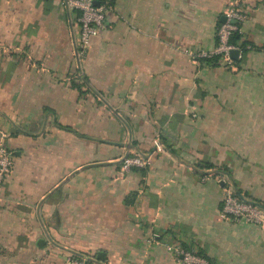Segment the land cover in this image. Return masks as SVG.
I'll return each mask as SVG.
<instances>
[{
	"label": "crops",
	"instance_id": "1",
	"mask_svg": "<svg viewBox=\"0 0 264 264\" xmlns=\"http://www.w3.org/2000/svg\"><path fill=\"white\" fill-rule=\"evenodd\" d=\"M231 1L111 0L80 55L60 0H0V264H178L188 247L264 264V227L220 212L224 184L264 209V0H238L233 67L184 52L213 48ZM134 152L148 165L122 173Z\"/></svg>",
	"mask_w": 264,
	"mask_h": 264
},
{
	"label": "built area",
	"instance_id": "2",
	"mask_svg": "<svg viewBox=\"0 0 264 264\" xmlns=\"http://www.w3.org/2000/svg\"><path fill=\"white\" fill-rule=\"evenodd\" d=\"M69 10L76 13L79 24L77 52L84 53L89 40L102 27H104L106 15L112 9L111 0H60ZM98 1V4H94ZM225 20L220 23L215 31V45L211 50H198L191 53L188 49L184 52L195 59H211L217 57L218 64L231 68L234 59L231 57L232 50H238V59L241 57V50L231 42L234 34L241 33V25L246 15L239 9L238 0H232L224 10ZM249 49V46H246ZM5 133L0 132V183L4 181L9 173L12 163V151L7 148L4 142ZM154 149L162 150L158 139L152 141ZM148 165V160L140 153L134 152L124 157L121 162V172H128L132 167L144 168ZM221 216L236 223H247L255 226L264 225V209L252 202L246 201L234 194L232 187L224 184L222 187ZM178 255V264H210L208 260L198 254L194 247L175 249ZM66 264H97L94 258L80 257L74 254L67 255Z\"/></svg>",
	"mask_w": 264,
	"mask_h": 264
},
{
	"label": "trees",
	"instance_id": "3",
	"mask_svg": "<svg viewBox=\"0 0 264 264\" xmlns=\"http://www.w3.org/2000/svg\"><path fill=\"white\" fill-rule=\"evenodd\" d=\"M219 25V24H218ZM217 25V26H218ZM231 42L232 43H234L240 50H241V56L244 54V52L246 51V50H248V49H246V45H245V43L244 42H241V40H240V34H234L232 37H231ZM240 59V58H239ZM239 59H237V60H235L234 61V64H236L238 61H239ZM198 60H200V61H202V62H205V63H207V64H211V65H213V66H215V65H219L218 64V61H217V57H213V58H211V59H198ZM80 86L81 85H78L77 86V88H79L80 89ZM206 168H214L212 165H206ZM218 171L219 172H222V173H228V170H227V168L226 167H224V166H221V167H219L218 168ZM249 202H252L251 200L249 201ZM252 203H254V202H252ZM208 260V259H207ZM208 262L211 264V262H210V260H208Z\"/></svg>",
	"mask_w": 264,
	"mask_h": 264
},
{
	"label": "water",
	"instance_id": "4",
	"mask_svg": "<svg viewBox=\"0 0 264 264\" xmlns=\"http://www.w3.org/2000/svg\"><path fill=\"white\" fill-rule=\"evenodd\" d=\"M94 4H98V1H94ZM67 9V8H66ZM68 10V9H67ZM224 20H225V16H222L221 18H220V23H222V22H224ZM230 55H231V57L234 59V60H237L238 59V50H232L231 52H230ZM126 157V156H125ZM124 159V158H123ZM253 204H255V205H257L258 207H260V208H262L260 205H258V204H256V203H253ZM40 242H42V239H40L39 240V242L38 243H40ZM37 243V244H38ZM80 257H82V256H80ZM94 260L97 262V264L99 263V262H102L103 261V253H101V252H98L97 254H96V258H94Z\"/></svg>",
	"mask_w": 264,
	"mask_h": 264
},
{
	"label": "rangeland",
	"instance_id": "5",
	"mask_svg": "<svg viewBox=\"0 0 264 264\" xmlns=\"http://www.w3.org/2000/svg\"><path fill=\"white\" fill-rule=\"evenodd\" d=\"M262 226L264 227V225H260V227H262Z\"/></svg>",
	"mask_w": 264,
	"mask_h": 264
}]
</instances>
